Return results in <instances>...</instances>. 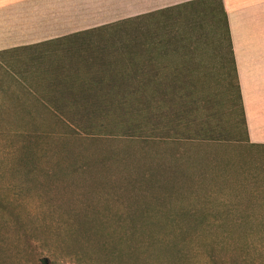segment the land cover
I'll list each match as a JSON object with an SVG mask.
<instances>
[{
	"label": "rangeland",
	"instance_id": "obj_1",
	"mask_svg": "<svg viewBox=\"0 0 264 264\" xmlns=\"http://www.w3.org/2000/svg\"><path fill=\"white\" fill-rule=\"evenodd\" d=\"M212 6L0 55V264H264V150Z\"/></svg>",
	"mask_w": 264,
	"mask_h": 264
},
{
	"label": "crops",
	"instance_id": "obj_2",
	"mask_svg": "<svg viewBox=\"0 0 264 264\" xmlns=\"http://www.w3.org/2000/svg\"><path fill=\"white\" fill-rule=\"evenodd\" d=\"M198 1L0 0V55L38 47L52 49L82 33ZM222 4L242 101L244 140L248 146L264 150V0H222ZM165 53L170 57L214 55L193 49Z\"/></svg>",
	"mask_w": 264,
	"mask_h": 264
},
{
	"label": "trees",
	"instance_id": "obj_3",
	"mask_svg": "<svg viewBox=\"0 0 264 264\" xmlns=\"http://www.w3.org/2000/svg\"><path fill=\"white\" fill-rule=\"evenodd\" d=\"M213 0H200V1H198V2H200V3H204L205 4V6H207V7H210V9L211 10H215V9H213V6L211 7V2H212ZM217 1V3H218V7H217V9L220 11V13H221V15H222V17H223V22H224V27H225V31H226V35H227V39H228V49H229V54H230V57H231V65H232V75H233V77H234V82H235V91H236V98H237V102H238V108H239V110H240V116H241V120H242V124L244 125V117H243V108H242V101H241V97H240V90H239V85H238V81H237V78H236V73H235V66H234V61H233V59H232V55H231V43H230V37H229V34H228V28H227V18H226V13H225V11H224V8H223V4H222V0H216ZM217 14V13H216ZM162 49H160L159 51H158V49H156V48H151V49H149L148 51H146L145 53H144V55H146V56H149V57H152V55L156 58L157 56H160V55H164V56H166V53L165 52H162L161 51ZM143 53H141V55H142ZM119 60V59H118ZM109 71H113V70H116L117 72H124V71H128L129 72V70H124V69H122V70H120V69H118V68H115V69H108ZM175 69H170V71L171 72H173ZM102 71H104V70H102ZM162 71H164V70H162ZM175 71H179V70H175ZM134 73H136V72H140V71H137V70H135L134 69V71H133ZM155 75H157V74H155ZM117 76H124V74H119L118 73V75ZM136 78H140L139 76H135ZM110 78H112V77H110ZM158 78H160V74H158ZM162 78V77H161ZM160 78V79H161ZM182 86V88H185V86H188V87H190V84L189 85H183V84H181ZM138 86H141V89H142V93L144 94L146 91H148L147 89H149V87H147V85L146 84H144V85H137V86H135V87H138ZM146 86V87H145ZM104 87H111V85H108V86H104ZM120 87V86H119ZM131 86H128L127 88H130ZM135 87H133L132 86V88H135ZM123 88H125V87H123ZM140 88V87H139ZM165 102V100L164 101H162L161 103H164ZM245 138V137H244ZM41 264H46V261L45 260H43L42 262H41Z\"/></svg>",
	"mask_w": 264,
	"mask_h": 264
}]
</instances>
